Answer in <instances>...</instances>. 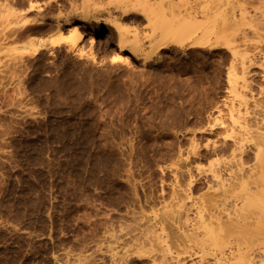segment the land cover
<instances>
[{"label":"rangeland","instance_id":"1","mask_svg":"<svg viewBox=\"0 0 264 264\" xmlns=\"http://www.w3.org/2000/svg\"><path fill=\"white\" fill-rule=\"evenodd\" d=\"M86 3L100 22L80 24L76 45L73 26L62 29L66 42L50 47L60 28L49 17ZM117 4L132 3L0 0V264H167L156 243L175 264H212L214 242L264 243V148L252 138L264 116V0H157L159 16L181 25L185 11H197L193 29L216 37L214 48L186 41L149 60L101 42L117 36L109 16L141 37L151 32L145 16L122 17ZM40 18L44 33L21 38ZM39 41L47 47L33 55ZM243 75L253 135L233 153L237 139L224 127ZM116 76L132 94H150L141 130L135 120L131 132H114L116 117L129 114L116 107ZM205 245L214 253L202 262Z\"/></svg>","mask_w":264,"mask_h":264},{"label":"bare ground","instance_id":"2","mask_svg":"<svg viewBox=\"0 0 264 264\" xmlns=\"http://www.w3.org/2000/svg\"><path fill=\"white\" fill-rule=\"evenodd\" d=\"M50 1L55 2L56 0H50ZM128 1L132 3L130 7H124L120 5L122 3L117 4L116 9L120 11L121 13L120 15L124 17L129 15L130 12H135L145 16L148 20V24L151 28V32L146 33L144 37H141L139 32H137L136 30H128L127 28H125L121 23V21L119 20L120 18L110 19L109 16V18H107V20H105L104 23L110 25L115 30L117 36L113 37L111 35H102L101 42L105 44H113L120 50V52H126L131 58L139 59L141 56L142 57L144 56L145 60H149L152 55L158 54L159 52L168 48L171 45H177L180 47L187 48V46H185L186 41H188L189 44H192V46L208 45L210 46V48H214V44L211 41L212 34L214 33L212 30L211 33L212 32L213 33L210 34L207 33L209 32L208 28H207L208 29L207 32H203V31L199 32L197 31L198 28L193 29L194 26L192 24L194 21L196 22V20L198 19L197 11L188 12L189 10L188 11L184 10L185 14L182 17L178 18V20L181 19V22H183V24L178 25L177 20L175 19L176 16L171 15V18L167 19L165 15L159 16L158 13L155 12V7L153 6L156 4L157 0H128ZM182 1L183 0H173V2H177V3H181ZM214 7H216V4L214 3V1H212L209 6V11L204 12L205 16L211 14ZM30 9L41 11V8L36 5H32ZM71 9L72 10L69 12H58L49 17V20L59 24L58 27L60 28L57 32L58 39L55 40L50 39L48 41L50 47H57L60 46L62 43L66 42L67 37L63 34L62 29L73 26L70 32V36L68 38L71 39L72 45H76L78 42H80V40L83 37L80 31V26H79L80 24H88L91 21L100 22V13H99L100 10H97L95 5L92 3H86L81 8H71ZM235 17L236 16L229 17L227 19L228 23L229 21H231L232 24V21L234 20L237 23L238 21H236ZM75 18L78 20V23L75 22ZM30 23L37 25L32 26V28L30 29L24 30L25 32L23 31L24 33L22 32V34L20 35L21 38L30 37L31 39H35L37 36H41L44 33L45 29L48 28L47 26L48 24L44 22V18L34 20L33 22L31 21ZM225 25L229 26V24L227 23ZM190 26L192 27V30L190 29ZM195 26L197 27V25ZM143 40L149 43L148 51H146V49L144 48L145 42H143ZM216 45H218V42L215 44V46ZM46 47H47V42H42V41L37 42L32 51L33 55L37 54L40 50ZM112 61L125 62L127 61V59L122 58L120 56H116L112 59ZM242 68L244 71L245 70L244 65L242 66ZM246 83H247L246 79L243 75L241 79L236 80L234 85L231 87L230 94L234 98V100L238 101L237 104L238 108L237 109L232 108V110L236 113H233L231 111L229 116V122L228 124H226L227 126L225 125L224 127L223 125V127L226 130L225 138L237 139L236 143H234L233 153H236L241 149L242 147L241 144L244 142L246 136L252 134L253 132V128L251 129L250 127V122L252 123V119H251L252 116H250L249 112H247L246 110L248 105L247 101H245L246 99L245 98H244L245 100L242 99L243 96L242 93L245 92L244 88L247 85ZM244 109H245V113H241V111ZM258 122L259 123H257L258 126L256 128L257 130L253 132L254 135L253 134L252 135L254 137L252 138L256 140L257 147L259 150H261L264 148V116L260 119V121L258 120ZM227 133L229 134L227 135ZM236 135L238 137H235ZM255 146L256 145L254 143V147ZM257 147L255 148L257 149ZM234 223L230 219L229 221L226 222L227 225L226 228L228 229L227 231L232 232V230L234 229L233 228ZM236 226H240V223H238ZM243 227L244 225L240 226L239 228H243ZM211 245L214 247V249H218L219 251V254H215L216 258L215 259L213 258L212 264H264V243H262L258 247L247 246L246 248L238 244L234 245L228 242H218V241L212 243ZM211 245H205L204 247H200L199 253H197L200 254L199 257L200 261L202 259L203 260L202 262H205L204 261L205 255L209 256L211 255L210 253L212 252L214 253V249L210 248ZM153 246L156 249V251L159 253V255H157L156 257L157 259H162L165 262L169 261L168 262L169 264L170 262L173 261L172 264H175L174 261H176L178 257H174L170 249L165 248L163 245L158 243H156ZM215 256H210V257H215ZM176 264L179 263L177 262Z\"/></svg>","mask_w":264,"mask_h":264},{"label":"trees","instance_id":"3","mask_svg":"<svg viewBox=\"0 0 264 264\" xmlns=\"http://www.w3.org/2000/svg\"><path fill=\"white\" fill-rule=\"evenodd\" d=\"M112 81L115 85H118V91H116V107L118 106H125L128 107L129 114L124 115L123 117L119 118L116 117V120L121 122L122 125H117L116 134H126L131 132L130 129L135 120H138V128L141 130L145 125L143 122H146L150 117V113L143 114V109L148 106V99L150 94H146L145 92L140 93L139 90H136L135 94L129 92L127 90V85L123 84L122 78L120 76H116L112 78ZM138 102L140 103L138 105ZM143 116V117H141Z\"/></svg>","mask_w":264,"mask_h":264}]
</instances>
